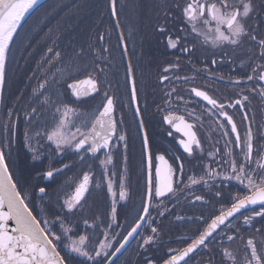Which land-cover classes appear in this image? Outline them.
I'll use <instances>...</instances> for the list:
<instances>
[{
    "label": "flooded vegetation",
    "instance_id": "obj_1",
    "mask_svg": "<svg viewBox=\"0 0 264 264\" xmlns=\"http://www.w3.org/2000/svg\"><path fill=\"white\" fill-rule=\"evenodd\" d=\"M188 2L189 0L117 2L115 12L121 33L111 17L109 21L114 26V40L107 42L100 50L97 64H91L88 59L82 76L96 79L98 91L79 97L83 103L81 132H87L91 127L90 121L103 109L107 93L114 98L117 131L123 132L127 138L128 197L123 201L119 199V183L123 175L121 169L124 142L112 152L116 170L113 178L114 190L117 192L114 222L111 218L112 197L101 175L100 161L105 159L104 150L93 155L87 151V144L80 151L74 147L75 141L67 146L78 152L83 159L73 160L67 166L71 167L68 173L71 191L66 200L73 195L76 185L85 173L93 178L89 184V191L80 205L68 211L72 216L82 209V213L90 220L89 229L100 233L107 231L113 235V247L108 249L109 253L119 246V242H122L139 217L144 215L142 208L146 203L147 190L144 132L148 133V150L153 156L154 168L155 157L159 154H164L173 166L176 164L172 159L173 155L179 156L184 164L182 177L176 179V194L152 200L149 215L141 222L137 234L130 238L121 253L111 257L115 264H148L149 260L152 264H163L164 260L178 254L198 238L200 232L206 228L207 222L220 214L221 208H230L236 196L247 194L246 186L240 185L238 181L224 180L222 175L214 178L207 175L209 166L217 172L230 174L227 165L221 163L222 158L227 159L224 156L226 140H232L234 155L239 157L240 153L235 147V133L231 132V125L226 118L209 112L211 105L196 96L192 89L205 91L220 103H234L241 95L248 96L249 99L243 108L237 105L235 108L225 110L235 122L242 142L250 125L254 135V149L264 148V98L259 91L255 93L251 91L253 88L257 90L264 88V81L258 79L264 68H256L258 64L264 65V57L260 56L258 45V41L264 39V0H252L254 9L246 20L249 36L242 38L239 45L225 43L219 46H214L211 39L205 42L203 36L191 31V26L182 11ZM207 2H214L218 6L220 4V0ZM235 2L236 0H229L230 4ZM119 8L123 9L126 15H121ZM197 27L210 37L214 35L211 32L214 24L204 25L198 22ZM250 36H255L256 40H251ZM169 37L173 40L180 38L176 48L168 45ZM182 48H188L190 51H182ZM213 60L216 61L215 64L212 63ZM98 68L103 69V72L96 71ZM253 68H256L255 73L252 71ZM165 69L169 70L166 72ZM249 75L254 77L253 80L247 79ZM164 76L168 79L162 80ZM133 79L137 89V101L140 104L139 114L135 112L137 101L131 98ZM237 80L240 81L239 84L235 83ZM245 112L248 114L247 119L244 116ZM168 115L184 116L189 123L195 124L194 130L201 141L203 152L194 149L191 156L184 152L178 144L179 139L183 138L182 134L164 120ZM141 118L143 125L139 123ZM85 121L89 122L87 126ZM221 124L228 130V137L222 135ZM71 128L70 132H75L78 126ZM217 148L220 149V154L216 156L208 154ZM253 155L255 157V151ZM109 175L111 176V169ZM189 177H194L200 182L190 184ZM97 181H100L99 187L96 186ZM58 195L59 191L56 189L57 203L61 206ZM196 197L203 199L197 200ZM260 208L261 205H253L241 209L226 221L227 228L222 225L214 233L212 243L206 242L207 247L203 245L198 247L179 264H230L224 257L222 248H227L235 254L236 264H243L246 241L249 238L254 239L257 252L264 262V217H255L252 225H247L243 221L245 216H251ZM201 218L204 222H201ZM153 227L158 230L156 233L151 231ZM232 228L239 231L234 233L230 231ZM221 232L234 235L235 238L228 241L221 237ZM119 236L120 238L116 240ZM148 236H153L154 242L141 247L143 240ZM248 258L251 259L250 255ZM100 259H106L105 263L109 261L107 258Z\"/></svg>",
    "mask_w": 264,
    "mask_h": 264
},
{
    "label": "snow or ice",
    "instance_id": "obj_2",
    "mask_svg": "<svg viewBox=\"0 0 264 264\" xmlns=\"http://www.w3.org/2000/svg\"><path fill=\"white\" fill-rule=\"evenodd\" d=\"M40 0H0V91L3 90L6 77V64L8 60V53L10 45L14 41V37L18 34V29L21 27V22L25 20L26 14L30 10H34L39 5ZM116 0H111V10L113 14L116 11ZM254 5L252 0H236L235 3L230 4L229 0H220L219 6L216 3H208L207 0H189L186 6L183 8V15L191 26V31L199 36H203L205 42L211 39L214 46L221 44L239 45L242 38L249 36V30L246 26V20L250 13L253 12ZM205 12H207V18H205ZM202 22L204 25L214 24L211 28V32L214 33L211 37L208 33L202 31L197 27V23ZM163 31V29H161ZM250 39L255 41V36H250ZM180 43V38L175 40L172 37L168 38V45L171 48H176ZM260 48V56L264 57V39L258 41ZM51 52L52 49H49ZM182 51L188 52L190 49L182 48ZM59 53L56 56L59 57ZM216 63L215 60L212 61ZM172 66L170 65L169 68ZM256 68H264V65L258 64ZM256 68H253V73L256 72ZM129 72L131 71V63L128 65ZM78 71L79 69H75ZM169 69H165L167 72ZM61 74H63V70ZM96 71L103 72V69H96ZM253 76H247L249 81L253 80ZM168 77H162V80H167ZM258 79L264 81V71H262ZM47 83V82H45ZM239 84L240 81H235ZM86 84L90 86L91 92L98 91V81L89 76L86 80L75 81L69 84L68 87L72 90V93L76 97L81 96L79 85ZM45 84H41L40 88H44ZM174 91V89H173ZM253 93L259 91V94L264 98V88L257 90L251 89ZM192 92L196 96L203 98L207 101L211 107L208 109L213 115L218 117H225L227 122L231 125V132L235 133V147L239 149V157L233 153V142L228 139L225 141L224 156L226 160L222 158L221 163L226 164L229 173H220L209 166L207 175L209 177L223 176L224 180L238 181L240 185H245L247 194L243 196H236L234 202L230 208H221L220 214L216 215L207 222L206 228H204L198 238L192 241L185 249L180 251L176 255H171L169 259L164 260L163 264H179L185 257L192 253L200 246L207 247V243H212L211 239L214 233L217 232L221 226L228 225L226 221L229 218L234 217L236 213H239L241 209H244L253 205H261L259 211L254 212L251 216H245L243 221L247 225H252V221L255 217H264V148L254 149V135L249 125L243 142L241 136L237 130V126L232 117L228 115L226 108H235L239 105L243 108L248 96L241 95V98L234 103H220L217 99L212 98L207 92L199 89H192ZM84 95H88L89 92L85 91ZM131 98L133 101H137V89L135 80L131 81ZM47 99V98H46ZM106 103L103 105V110L98 115H94V118L90 121L91 127L87 132H81L80 128H76L75 132H65L67 127V117L69 112H74V109L69 108L67 105L63 109L57 107L56 112L60 113V120L56 127L51 132H46L45 136L47 140L55 143L57 149L63 150L66 145L74 143V147L84 149L85 145H88L87 151L95 155L96 153L104 150L105 159L100 161L102 167V177L106 182L108 192L111 194V218L115 221L116 218V197L117 192L114 190V177L116 175L115 163L113 161L112 152L116 149L121 142L123 143L124 155H123V167L121 172L123 175L120 178L119 183V199L126 200L128 197L126 187L127 176V138L123 132L117 131V119L115 113V102L112 96L105 93ZM182 99V98H180ZM216 111H213V110ZM35 113L36 109H32ZM135 112L139 114L140 104L137 101L135 104ZM9 117L12 113L9 111ZM247 113H244L245 119H247ZM122 119V116H121ZM164 120L171 125L178 133H181L183 138L179 139L178 144L183 148L184 152L191 156L195 150L203 152L201 141L194 130L195 124L189 123L185 120L184 116L168 115L164 117ZM199 120V118H197ZM85 126L89 123L85 121ZM139 123L143 125V118ZM222 135L228 137L229 132L224 128L223 124L220 125ZM37 137L40 136V132H35ZM79 139L77 140V136ZM171 135V133H169ZM115 138V139H114ZM25 139H28L27 133H25ZM143 145L146 150V167H147V190L145 194L146 203H144L142 211L144 215H141L136 221L135 225L130 231L123 237L122 242H119V246L114 251L109 253L108 249L113 247L112 239L109 238L107 231L103 232L104 239L98 241V247L95 250V254L92 255L87 250V246L90 242V238L87 234L80 235L78 238L73 239L70 233L73 231L70 227H65L63 220L57 218L60 222L62 229V235L68 240L65 245L68 253L75 254L80 257H86L89 261H93L94 264H104V260H97V258H107L110 264H115L111 257H115L117 253H121L122 249H125L129 243L130 238L134 234H137L138 229L141 228V222L145 220V217L149 215V208L152 206L151 202L156 197H166L168 194H176V179L182 177L184 171L183 161L179 156L173 155L172 159L176 161L175 166L169 162L164 154H159L155 157V168L153 165V156L148 150V133L145 131L143 134ZM31 149V145H28ZM34 153L36 149H31ZM256 152L254 157L253 153ZM210 156H216L220 154V149H214L208 153ZM34 158H36L34 156ZM239 161V162H238ZM67 167V165H65ZM153 168L155 175L153 176ZM111 169V176L109 170ZM54 171L50 170L46 173V176L52 177ZM87 173L83 175L82 180L76 185L75 192L64 203L67 209L71 211L80 205L81 201L85 198V194L89 191V184L92 181ZM203 179V178H201ZM190 184H197L200 181L194 177H189ZM96 186H100V181H97ZM187 187V186H186ZM41 193H45L44 188H40ZM219 195V193H217ZM197 200H202L203 197H196ZM163 213H161L162 215ZM9 221H14L15 226H10ZM201 222L203 218H201ZM55 221H49L43 219V226H41V220H38L33 215L32 210L25 202V198L21 195L16 181L13 179L12 173L9 171L8 163L5 158V149L0 146V264H66L65 258L60 255L57 250L56 243L60 242L61 235H57L52 230ZM85 225H88V221H84ZM111 227V225H109ZM95 227V224L93 225ZM119 227V225H117ZM151 231L156 233L158 230L152 228ZM232 232H238L236 228L230 229ZM259 231V229L257 230ZM221 237H225L228 241L235 238L234 235H227L224 232L220 233ZM114 239V238H113ZM153 236H148L143 240L141 247L149 245L154 242ZM207 242V243H206ZM246 251L243 258V264H264L261 259V255L257 252L256 243L253 238H249L246 241ZM250 250V251H249ZM224 257L230 264H236L235 254L227 249H221ZM251 257L249 259L248 257ZM148 264H152L149 260Z\"/></svg>",
    "mask_w": 264,
    "mask_h": 264
},
{
    "label": "trees",
    "instance_id": "obj_3",
    "mask_svg": "<svg viewBox=\"0 0 264 264\" xmlns=\"http://www.w3.org/2000/svg\"><path fill=\"white\" fill-rule=\"evenodd\" d=\"M111 11V0L41 1L22 21L10 45L6 64L0 106V146L5 149L9 170L20 193L41 220V225L45 218L56 222L52 230L61 235V241L53 242L67 264L94 262L66 251L68 240L62 235L58 217L65 227L73 229L70 233L73 239L83 234L89 236L87 250L92 255L104 236L88 228L90 220L82 209L70 216L64 201L71 191L68 175L71 167L54 174L51 180H44L46 171L83 159L68 145L63 150L57 149L45 133L51 132L59 123L60 113L56 108L63 109L65 105L74 109L68 114L65 132L76 126L81 130L82 99L76 97L68 85L82 78L88 59L91 64H97L100 50L114 40V26L109 21L113 17ZM118 11L126 15L123 9ZM59 70H63V74ZM41 84L45 87L40 88ZM34 108L35 113L32 112ZM37 131L39 137L35 135ZM25 133L28 139H25ZM40 188H45V193H41ZM56 189L61 206L57 203ZM85 220L88 225L84 224ZM109 238L113 240L114 237L109 234ZM103 260L105 264L106 259Z\"/></svg>",
    "mask_w": 264,
    "mask_h": 264
},
{
    "label": "water",
    "instance_id": "obj_4",
    "mask_svg": "<svg viewBox=\"0 0 264 264\" xmlns=\"http://www.w3.org/2000/svg\"><path fill=\"white\" fill-rule=\"evenodd\" d=\"M41 1H43V0H40V2ZM39 2V3H40ZM32 10H30V12H31ZM29 12V13H30ZM28 13V14H29ZM27 14V15H28ZM26 15V16H27ZM112 16H113V19H114V22H115V25H116V27L119 29V32L121 33V31H120V27H119V22H118V19H117V15H116V13L115 14H113V12H112ZM26 18V17H25ZM22 23V22H21ZM87 78H81V79H78V80H74V81H72L70 84H72L73 82H75V81H83V80H86ZM79 87V89H80V91H81V96L80 97H84V96H86V95H84L83 93L85 92V91H88L89 93H92L91 92V90H90V86L89 85H86V84H81V85H79L78 86ZM103 110V109H102ZM101 110V111H102ZM77 150V149H76ZM81 149H79V150H77V151H80ZM65 165H67V164H65ZM65 165H62V166H60V167H58V168H55V169H52V170H59V171H54V174H56V173H58V172H60V171H62V170H64L66 167H65ZM9 168V167H8ZM10 171V170H9ZM50 171V170H49ZM48 171H46L45 172V177H44V180L45 181H48V180H51L52 178H53V176H54V174H53V176L52 177H48V176H46V173H47ZM14 179V178H13ZM45 189V188H44ZM46 190V189H45ZM22 195V194H21ZM30 208V207H29ZM33 213V212H32ZM33 215H34V213H33ZM38 219V218H37ZM9 224H10V226H15V222L14 221H9ZM42 226V225H41ZM57 250L59 251V249L57 248ZM60 252V251H59ZM190 254V253H189ZM60 255L61 256H63L62 254H61V252H60ZM66 264H67V262H66ZM106 264H110V261H108Z\"/></svg>",
    "mask_w": 264,
    "mask_h": 264
},
{
    "label": "bare ground",
    "instance_id": "obj_5",
    "mask_svg": "<svg viewBox=\"0 0 264 264\" xmlns=\"http://www.w3.org/2000/svg\"><path fill=\"white\" fill-rule=\"evenodd\" d=\"M27 15V14H26ZM1 94H2V91H0V106H1Z\"/></svg>",
    "mask_w": 264,
    "mask_h": 264
},
{
    "label": "rangeland",
    "instance_id": "obj_6",
    "mask_svg": "<svg viewBox=\"0 0 264 264\" xmlns=\"http://www.w3.org/2000/svg\"><path fill=\"white\" fill-rule=\"evenodd\" d=\"M66 133H68V132H66ZM77 138H79V135L77 136Z\"/></svg>",
    "mask_w": 264,
    "mask_h": 264
}]
</instances>
